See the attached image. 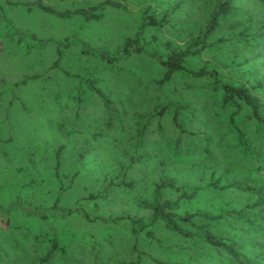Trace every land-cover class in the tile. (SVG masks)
<instances>
[{
  "label": "rangeland",
  "instance_id": "obj_1",
  "mask_svg": "<svg viewBox=\"0 0 264 264\" xmlns=\"http://www.w3.org/2000/svg\"><path fill=\"white\" fill-rule=\"evenodd\" d=\"M106 1L0 0V264H37L53 243L47 264H207L194 254L203 243L190 249L187 239L173 240L161 224L155 228L161 249L136 238L128 218L149 216L140 201L151 200L161 177L184 190L198 188L196 197L179 202L180 215H216L256 201L253 193L211 187L218 179L220 186L248 181L241 176L235 135L220 111L216 116L215 98L187 88L192 79L175 77L156 88L163 69L151 53H161L158 47L167 41L184 46L196 34L202 0ZM234 5V17L249 13L257 28L264 4ZM146 10L169 15L171 27L143 30L146 53L105 61L140 31ZM220 52L190 59L189 66L248 55L239 46ZM263 67V55L245 66L256 72ZM168 102L185 107L178 124L169 113H157ZM183 131L188 135L179 140ZM198 138L210 141L209 155ZM255 188L264 198V182ZM238 226L232 221L217 233L251 243ZM257 232L264 238L263 228Z\"/></svg>",
  "mask_w": 264,
  "mask_h": 264
},
{
  "label": "trees",
  "instance_id": "obj_2",
  "mask_svg": "<svg viewBox=\"0 0 264 264\" xmlns=\"http://www.w3.org/2000/svg\"><path fill=\"white\" fill-rule=\"evenodd\" d=\"M186 1L190 3L200 0ZM258 1L264 4V0ZM202 2L204 4L202 7L203 16L196 34L191 36L184 46L167 41L158 47V52L161 51V53H151L163 69V76L156 83V88L160 89L163 85L173 82L175 77L183 78L185 81L192 79L187 82V88L206 91L215 98L216 116L220 111L221 116L218 117L221 120H226L227 127L235 135L234 150H237L243 159L241 176L244 182L248 181L246 184H241L240 180L235 179L230 180L225 186H220L222 180L218 179L211 182V187L215 190L233 189L253 193L256 196V201L241 209L223 210L216 215L210 212L180 215L178 213L179 202L196 197L198 188L184 190L174 180L161 177L153 185L151 200L140 201L142 208L149 212L148 218H128V223L136 238L139 237L151 245H157L160 249L162 248L161 242L155 232V228L159 224L175 235L176 238L173 240H177V237L187 239L190 242V249L203 243L204 248L201 246L202 249H196L194 254L195 257L197 255L205 257L207 264H264V238L257 232L260 228L264 229L262 216L264 214V198L255 188V185L264 182V67L262 72L245 68L257 57L264 56V13L257 28L253 29L255 21L253 15L246 13L234 17L238 13L234 0H202ZM105 3L111 4V6L117 5L114 0H107ZM185 3L182 1L181 5ZM148 26L157 31L170 28L169 15H160L159 17L155 10L153 12L146 10L140 31L133 38H127L124 41L118 52L119 55L112 58L103 57V59L112 62L119 60L121 56L146 53V43L142 33ZM224 28L226 31L219 36L218 34ZM155 40L156 38H152L153 42ZM237 46L247 51L248 55L244 60H238L236 57L229 62L220 64V61L215 59L214 61L217 63L205 61L201 67L196 69L189 66L190 59H201L203 55L211 52L220 54L222 50L233 52ZM221 67L230 70L225 74L221 71ZM234 70H237L240 75L233 73ZM172 103L163 104L157 113L160 116L169 113L170 120L176 124L177 120H182V114H179L181 103L178 108L174 107ZM191 116L194 117V115ZM240 116L243 119L242 127L237 124ZM248 127L251 132L248 131ZM183 132L185 134L182 133L179 140L188 135V132ZM198 141L201 143L202 151L209 155L208 144L210 141L206 140L205 144H203V140L199 139ZM234 170L241 171L236 166ZM169 192L178 194V197L176 199L166 198L165 194ZM76 211L71 209L68 213L76 215ZM78 216L88 217L85 214ZM232 221L239 225L243 236L251 240V243L240 242L231 234L221 236L217 233L219 226L229 225ZM52 245L48 253L37 261V264H47L50 261L57 247L55 243Z\"/></svg>",
  "mask_w": 264,
  "mask_h": 264
}]
</instances>
